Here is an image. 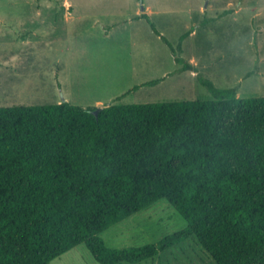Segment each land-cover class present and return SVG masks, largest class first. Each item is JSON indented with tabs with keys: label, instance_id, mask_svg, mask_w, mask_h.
Segmentation results:
<instances>
[{
	"label": "trees",
	"instance_id": "1",
	"mask_svg": "<svg viewBox=\"0 0 264 264\" xmlns=\"http://www.w3.org/2000/svg\"><path fill=\"white\" fill-rule=\"evenodd\" d=\"M138 17L190 69L180 42ZM198 79L210 99L107 103L97 114L67 101L0 106V264H49L81 243L97 264H135L191 236L215 264H264V96ZM161 198L185 227L105 244L103 231Z\"/></svg>",
	"mask_w": 264,
	"mask_h": 264
},
{
	"label": "rangeland",
	"instance_id": "2",
	"mask_svg": "<svg viewBox=\"0 0 264 264\" xmlns=\"http://www.w3.org/2000/svg\"><path fill=\"white\" fill-rule=\"evenodd\" d=\"M66 1L72 4L69 8L73 9L71 16L75 20L56 22V29L61 38L59 41L65 40L70 51L60 52L64 46H53L58 45L56 42L49 49L44 46L43 61L40 62L38 57V61L30 64L35 69L40 67L43 79H36V74L28 77L29 80L24 79V85H35H18L13 88L14 92L0 88V106L67 101L82 107L98 102L99 107L107 103L210 99V92L198 77L211 80L219 88L234 87L239 97L264 96V61L258 63L257 60L259 56L264 57V0ZM63 2L0 0V18L19 23V19L35 18L23 12L24 9L39 6L65 8ZM204 6L215 9L207 8L204 14L200 11ZM112 7H115L114 14L103 15L102 8ZM142 8L173 47L181 44L180 38L184 35L185 48L182 52L176 50L184 61L194 57L205 63L206 57L212 55L216 60L202 71L196 66L198 76L192 75L188 69L178 70L181 64L174 62L171 50L151 31L145 20L132 21V27L129 24L128 19ZM257 10H262L263 15L257 16ZM10 12L12 14H7ZM209 16L214 19L208 20ZM120 19H127V24L120 27L124 28L120 35L124 38L122 42L103 41L102 22ZM191 29L196 30L195 35L186 36ZM49 30L55 32L51 22ZM0 42L4 40L0 38ZM160 77H164L163 80L155 85L127 93L135 84ZM185 226V219L161 198L109 227L100 236L108 247L122 248L156 242ZM49 264H97V261L81 243ZM135 264L215 263L191 236L153 258Z\"/></svg>",
	"mask_w": 264,
	"mask_h": 264
},
{
	"label": "crops",
	"instance_id": "3",
	"mask_svg": "<svg viewBox=\"0 0 264 264\" xmlns=\"http://www.w3.org/2000/svg\"><path fill=\"white\" fill-rule=\"evenodd\" d=\"M63 1H64L63 5H65L64 6L65 8L39 6V7H31L28 10L26 9L22 10L23 12H28L32 16H35V18L33 17V18H27V19H19L18 21L20 24L11 23V21L6 22L5 19L0 18V27H2V29H0V38L4 40V42L2 43L0 42V48L3 49V50L0 49L1 50L0 52H2L0 55V88H2L4 91L10 90L14 92L13 88L17 87L18 85L19 87L21 86L27 87L30 85H35V84H25L24 85V79L29 80L28 77H31L35 74H36V79H41V80L43 79V74H42V70H40V67L35 69V67L31 66L30 64L33 63L35 60L38 61V57L40 58V62L43 61L42 57L44 54V49H43L44 46L49 49V47L52 44H54V42H56L58 43V45H53V46H56V47L59 46V48H60V45L64 46L63 49H60V52L65 53L67 49H69L68 44L67 42H65V40L59 41V38H60L59 31H57L56 29L58 28L56 26V22H59L62 20L70 22V21L75 20V18L71 16L73 9L69 8V6H72V4L66 0H63ZM114 8L115 7L102 8L103 15L114 14L113 13ZM207 8L208 7H205V6L202 7L200 9L201 13L205 14L208 11ZM208 9L213 10L215 8H208ZM257 11H259V14L257 16L263 15L262 10H257ZM141 13L147 14L148 12H146L145 8H142L141 10H137L135 14L132 15L128 19L129 24L132 21L141 20L142 18L138 17ZM7 14L10 15L12 13L10 12ZM48 14L51 17H46V15ZM213 19L214 17H211V16L208 17V20H213ZM49 22H51V25H54L55 32L49 30ZM124 24H127V19L126 20L120 19V20H113V21L108 20V21L102 22L101 33L103 35V41L108 42L109 40H111L112 42H115L116 44L121 43L124 38L120 35H122L123 33L122 29L124 28L120 29V27ZM258 29H259L258 30L259 33H261L260 26ZM195 32L196 30L191 29L190 31L186 32L188 34L186 36L192 37L195 35ZM65 33L66 31L63 32V36H65ZM184 40H185V37L181 40V44H180L181 52L183 48H185L186 41L184 42ZM68 51H70V49ZM206 60L207 61L205 63H201L202 59L197 60L194 57H189L185 61L190 65V69L188 70H190L192 75L198 76L200 73H198L195 67L200 66L201 68L199 69L201 71L204 69H207L209 67L208 64L210 63L211 65L212 62L216 60V58L214 57V55H212L211 57L207 56ZM257 60H258V63L259 62L261 63L264 61V57L259 56ZM2 71L5 72L3 73V75H2ZM97 104L93 106H97Z\"/></svg>",
	"mask_w": 264,
	"mask_h": 264
},
{
	"label": "water",
	"instance_id": "4",
	"mask_svg": "<svg viewBox=\"0 0 264 264\" xmlns=\"http://www.w3.org/2000/svg\"><path fill=\"white\" fill-rule=\"evenodd\" d=\"M98 109H99V107H97L95 110H93V113L97 114Z\"/></svg>",
	"mask_w": 264,
	"mask_h": 264
}]
</instances>
